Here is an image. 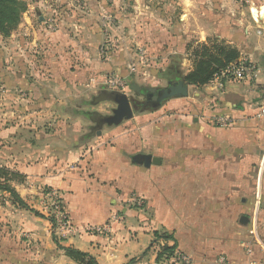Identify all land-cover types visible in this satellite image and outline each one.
Instances as JSON below:
<instances>
[{
    "label": "rangeland",
    "instance_id": "1",
    "mask_svg": "<svg viewBox=\"0 0 264 264\" xmlns=\"http://www.w3.org/2000/svg\"><path fill=\"white\" fill-rule=\"evenodd\" d=\"M22 1L25 2L26 7L20 15L17 27L8 36L0 35L4 39L0 42V51L3 53V56L0 54V64L14 66V61L5 59L9 55L10 45H13L14 40L11 39L14 38L17 42H21L18 48H14L20 53L19 61H16L17 67H24L26 64L29 68L30 65L34 67V64L30 62H36V58H44L47 52L52 53L50 41L54 43L57 41L58 48L54 50V53L62 57L64 65L78 71L83 67L82 63L94 64L96 68L95 74H88L89 69L85 70L81 86L77 88L78 85H74L76 89L73 92V87L71 88L70 96L65 93L57 96L56 91L49 85L50 96H47L49 104L43 105V110L40 111V103L34 102L33 112L37 116L29 123L34 146L58 145L60 141L69 147H81L82 150L83 147L91 149L102 146L113 147L115 150H121L119 159L128 163V171L122 169L119 173L116 172V175L122 174L123 178L116 177L118 179L112 182L106 178L102 183L107 189L105 196L109 199L114 196L115 201L118 200L116 203L120 206V210L113 207L111 210L113 215H110L109 221L100 224L87 222L81 227H77L70 218L67 201L64 198L70 190L66 188L69 186L78 188V183L74 184L73 179L77 176V179H80V175L81 177L87 175L88 178L85 179H88L90 184L104 187L98 183L102 180L98 176L100 174L96 164L98 160H91L88 169H86L87 166H79L77 161L65 165L66 168L61 171L72 174V177L68 178L71 183L66 187H58L57 184H41L39 181L32 182L33 184L29 181L28 187H25L26 180L21 183L18 180L14 181L13 186L28 207L38 211L41 216L36 215L33 210L14 203L9 193L0 191V264H72L68 262L69 258L64 252L57 248L53 237L63 245L83 232L95 239L98 246L106 245L111 237L115 236L114 228L108 232H96L90 230V227L112 225L111 221L123 222L124 214L121 208L135 214L139 212L142 215L141 223H144L151 231L153 238L150 247L144 250L143 254L134 250L130 252L131 256L126 264H134L137 261H141V264H149L148 260L156 255L162 244L173 243L172 240L165 241L159 237L165 234L173 235L177 239L178 246L171 256L163 258L159 264H197L196 261L200 260H207L213 264H247L246 262L262 264L260 253L257 256L252 254L246 239V235H251L247 228L250 220L244 225L238 223V217L242 212L237 209L242 206L241 198L243 196L248 198V191L247 187H242L239 193L234 194L236 191L233 187V174L228 168V163L233 161L232 128L217 126L206 119L215 131L207 134L208 141L202 144L200 141L191 142L188 139L187 130L189 129L185 126L193 125V121L188 118L187 122H183L182 114L192 111L193 115H197L195 113L201 101L197 99L196 92L198 95L200 93L206 96L214 95L218 90L209 82L205 84V87L202 85V88L186 81V74L193 67L192 50L198 42L190 39L191 41L184 45L186 50L178 47L182 49L181 52L184 55L172 53V47L176 46L172 43V9L175 8L172 0H103L106 5L97 15L96 12L94 14V9L88 7L86 0ZM80 19H84L86 23H93L94 26L83 25L84 31H79V26L75 22ZM49 24L54 28H49ZM89 30H97L101 34L100 39L87 43L85 39L88 38ZM36 36L49 41L44 42V47L40 48ZM30 44L32 49L29 50ZM83 44L85 48L94 47L95 56H89L92 52L87 49H85L86 52L81 50L78 52V49L84 47ZM24 49L30 54L28 59L30 62L24 58ZM6 73L13 76L9 69H6ZM16 73L23 76L21 72L16 71ZM111 75L122 79L123 88L119 87L118 91L126 93L133 101H143L144 97L138 91L140 88L144 90L161 88L166 86L168 80L177 78H184V81L188 83V96L169 98L157 108L137 106L131 118L122 120L118 125H104L100 135H96L95 131L89 129L90 125H93L90 120L91 115H83L82 112L95 111L103 115L111 114L114 104L106 101L91 103L93 97L102 89H117L107 82ZM31 77L34 78L33 75ZM77 89H80L79 92ZM11 92L24 97L23 89L17 88L10 91L8 88H0V100H2L0 120L2 126L7 129L16 123V120L12 118L15 109L12 104H9ZM191 98L195 102L190 100ZM40 113H43L42 119H38ZM17 123L24 125V122ZM20 135L23 136V132ZM42 135H46L47 140L40 143ZM137 152H147L161 158V163L152 167L153 174L149 178L146 177V186L139 175L141 171L149 173L148 170H143L142 165L133 166L134 163L130 160V155ZM117 155V153L111 155L114 162L118 161ZM178 162L183 163L181 167L176 164ZM185 162L207 163L209 194L217 196L219 202L209 200L206 219H200L195 213L192 217L177 215L175 227L174 219H172V200L175 197L177 204H183L179 202L180 197L182 200L185 197L183 183L186 177L190 178L187 175L190 171L184 169ZM53 172L56 171L51 170V173ZM176 177L181 180H175L178 185L175 187L173 179ZM216 178L224 179L223 187L213 184ZM141 185L148 190L143 192ZM221 207L224 208L223 214H221ZM187 208H189L188 204ZM51 219L55 220L54 224ZM185 220L192 221V225L195 226L192 231L184 225ZM63 222L66 223L64 229ZM132 223H134L133 227H136L139 225V220L135 219ZM202 224L207 227L204 238L209 240L205 241L206 246H209L204 250L198 246L193 249L194 251H190L186 248L191 245L190 236H197L200 240L199 236L204 232V229L200 230ZM129 231L127 237L133 239L134 230ZM154 232L159 236L155 238ZM241 239L244 240L243 248L239 246ZM148 250L151 252L144 256ZM243 255L248 258L246 256L241 258ZM131 258H134V262H129ZM220 258L222 261L219 260Z\"/></svg>",
    "mask_w": 264,
    "mask_h": 264
},
{
    "label": "crops",
    "instance_id": "2",
    "mask_svg": "<svg viewBox=\"0 0 264 264\" xmlns=\"http://www.w3.org/2000/svg\"><path fill=\"white\" fill-rule=\"evenodd\" d=\"M86 4L94 9V14L96 12L97 15L99 11L104 10L103 7L106 2H103V0H86ZM172 5L176 8L172 7V43L176 45L172 47V53L184 55L181 52L182 49L178 47L186 50L184 45L186 42L191 41L190 39L196 40L194 42L203 43L208 39L216 38L235 47L240 53L239 58L248 59L258 69L256 79H224L223 90L216 91L217 93H214V95L207 94L204 96L203 94L202 96L196 92L197 99L201 101L199 104L197 103L198 111L195 113L197 115H193L192 111L182 114L183 122H187L188 118L193 121V125L185 126L186 129H189L187 130L188 139L191 142L200 141L202 144L208 141L207 134L215 132L214 128L206 121V119L210 120L209 114L211 112L226 114L235 119V123L229 126L232 128L231 133L234 137L232 141L234 149L232 153L233 161L228 163V168L233 174V187H235L234 190L236 191L234 194L239 193L242 187H247L248 198L246 199L243 196L240 200L242 206L237 209V211L242 212L238 217V223H240L241 215H245L244 213L249 214V217H247L250 222L247 228L249 229L248 233L251 235H246V239L248 240L250 251L257 256L259 255V247L257 246L259 244L264 245V117L258 118L254 113L257 107L264 103V89L262 87L264 84V0H172ZM138 7L140 6L138 5ZM96 18L98 19V16ZM75 24L79 26V31H84L83 25L94 26L93 23H86L84 19L76 20ZM87 33L89 34L88 38L85 39L87 43L95 42L101 37L97 30H89ZM35 38L40 48L44 42L47 43L49 41L45 38L41 39L39 36ZM3 40V37L0 36V42ZM11 40H14L12 41L13 45H10L9 55L5 59L9 58L14 61V66H12L13 64L9 66L0 64V88H8L10 91L17 88L23 89L24 97L17 96V94L12 92L10 94L9 104H12L15 109L12 118L16 120V123L14 122L13 126H10L9 129L4 128L0 120V165L24 174L25 187H28L27 183L29 181L31 183L39 181L41 184H57L58 187L69 186L71 181L68 178L70 179L72 174L61 171L66 168L65 165L77 161L79 166H87L86 169H88L91 160L94 159L95 161L98 160L96 162L100 172L98 176L100 180L102 179L98 182L99 184L104 183L106 178H109L110 182L118 179L116 177L119 176L123 178L122 174L116 175V172L119 173L122 169L128 171V163L119 159L121 150H115L113 147L107 146L96 149L83 147L82 150L81 147H69L60 141V143H57L58 145L51 146L46 144L34 146L33 144L29 123L37 116L33 112L34 102L40 103V111L49 104L47 97L49 95V85L56 91L57 96L60 93L70 96L72 87L74 92L77 85V88L81 86V81L84 80L83 73H86V69H89L88 74L96 73L95 65L82 63L83 67L80 68V71L67 67L62 63V57L54 53V50L58 48L57 41L55 43L50 41L52 53L47 52L48 56L45 55L44 58H36V62H30L28 60L30 54L24 49V58L34 64V67L30 64V68L27 64L24 67H17L16 61H19L20 53L16 52L14 48H18L21 42H17L14 38ZM85 40L83 43H85ZM28 47L29 50L32 49L31 44ZM85 47L84 45L83 50L78 49L77 51L86 52L85 49H87L92 52V55L89 54V56H95L94 47ZM0 54L3 56L1 51ZM6 69H9L13 76L6 75ZM16 71L21 72L23 76L17 74ZM32 75L34 78L31 77ZM201 87L203 88V86ZM259 87L261 88L259 89ZM79 90L77 89L78 92ZM190 100L193 101V98ZM42 117L43 113H40L38 119H42ZM17 122H24V125H20ZM21 132H23V136L20 135ZM46 140V135L40 136V143ZM113 153L118 154L116 156L118 161L116 162L111 156ZM176 164L181 167L183 163L178 162ZM184 164V169L190 171L189 174L186 172L190 178L186 177L183 183V186H185V197L183 200L180 197L179 201L180 203L183 202V204H177L178 201L175 197L172 200V219H174L175 227L177 225V215L192 217V214L195 213L200 219H206L208 218L209 200L219 202L217 196L209 194L208 185L210 183L207 178V163L185 162ZM133 166L139 167V165L134 164ZM153 166L155 165L144 167L143 170H148L149 173L141 171L139 175L140 179L144 180L145 186L146 177L149 178L153 174L151 172ZM86 169L84 168V170ZM51 170L56 172L51 173ZM77 178L78 176L73 180L74 184L78 183V188L76 186L70 188L69 186L66 189L70 191L64 197L67 201V209L72 222L77 227H81L82 224L87 222L100 224L107 220L109 221L110 215H113L112 208L116 207L120 210V206L116 203L118 200L116 199L115 201L114 196L110 199L105 196L107 190L105 184H102L104 187L90 184V181L85 179L88 178L87 175L86 177H81L80 175V179ZM173 180L176 187L178 185L175 180L181 179L176 177ZM213 184L223 187L224 179L216 178ZM145 186H140L143 192L148 190H146ZM72 191L73 193L71 194ZM221 198L224 199V197ZM187 204L189 208H187ZM121 210L124 214V221L121 223L111 221L113 223L110 225V229L114 228L115 236L111 237L108 244L98 246L96 241H94L95 239L82 232L79 236L75 235L73 239L63 245L73 246L89 253L95 257L98 264H126V261L131 256L130 252L133 250L143 254L142 252L150 247L149 245L153 240L152 233L146 228L144 223H141L140 217L142 215L139 212L135 214L125 208H121ZM223 213L224 208L221 207V214ZM135 219L139 220V225L133 227L134 223L132 221ZM124 223L125 225H123ZM192 224V221L188 222L185 220L184 222L186 228L188 227L191 231L195 227ZM203 226L204 224L200 226V230L204 229L203 235L200 233V240L197 239V236H190L191 245L186 247L188 250L194 251L193 249L198 246L201 250L208 248L209 245L206 246L205 241L208 242L209 240L207 239V241L204 238L207 227ZM130 229L134 230V234L132 233L133 239L127 237ZM175 240L177 243L176 238ZM239 242L241 243L239 246L243 248L245 246L244 240L241 239ZM150 252L148 250L144 256H147ZM155 256L153 255V258L148 260L149 264H155ZM245 256L243 255L241 258ZM68 262L76 264L70 258ZM196 262L197 264H213L207 260ZM246 263L248 264V262ZM134 264H141V261H137Z\"/></svg>",
    "mask_w": 264,
    "mask_h": 264
},
{
    "label": "trees",
    "instance_id": "3",
    "mask_svg": "<svg viewBox=\"0 0 264 264\" xmlns=\"http://www.w3.org/2000/svg\"><path fill=\"white\" fill-rule=\"evenodd\" d=\"M25 2L22 0H0V35L8 36L18 25L21 13L25 10ZM189 48V46H188ZM193 67L186 74V81L189 84L200 87L210 82L215 74L220 73L227 65L235 62L240 57L239 51L221 40L216 38L208 39L206 42L197 43L192 50ZM136 86L134 87V89ZM139 92L145 91L139 89ZM18 180L20 183L25 180V175L21 172L0 165V191L9 193L11 200L21 207L33 210L36 215L41 216L38 211L31 209L16 191L13 182ZM52 224L55 223L51 219ZM155 238L158 233L154 232ZM163 240H172V244L167 243L160 246V250L156 253L155 264H159L163 258H168L173 254L177 243L173 235H160ZM53 241L57 248L62 250L64 254L78 264H98L95 257L89 253L82 251L73 246L62 245L53 237ZM129 262H134L131 258Z\"/></svg>",
    "mask_w": 264,
    "mask_h": 264
},
{
    "label": "water",
    "instance_id": "4",
    "mask_svg": "<svg viewBox=\"0 0 264 264\" xmlns=\"http://www.w3.org/2000/svg\"><path fill=\"white\" fill-rule=\"evenodd\" d=\"M151 100V107H159L164 100L169 98H179L188 96V83L184 81V78H179L177 81L169 82L166 86L157 88L155 92H149L146 94V100ZM106 101L114 104L111 108V114H99L95 111H83V115H91L90 120L93 125H90L91 131L97 128L96 135H100L101 128L104 125L114 126L118 125L124 119H129L133 116L134 109L138 106L137 101L131 100L126 93L118 90H106L102 89L101 92L93 97L91 103ZM130 160L134 164L142 165L143 167H149L150 165H159L161 158L154 156L151 153L139 152L130 155ZM248 217L241 215L239 222L246 224Z\"/></svg>",
    "mask_w": 264,
    "mask_h": 264
},
{
    "label": "built area",
    "instance_id": "5",
    "mask_svg": "<svg viewBox=\"0 0 264 264\" xmlns=\"http://www.w3.org/2000/svg\"><path fill=\"white\" fill-rule=\"evenodd\" d=\"M49 28L53 29L54 27L49 24ZM258 74V69L256 66L250 62L248 59L245 58H239L235 62L230 63L227 65L223 70L220 71V73L215 74L213 79L209 82L215 89L218 91H222L224 88L223 80L224 79H237V80H244V79H256ZM108 84L113 87L117 88L116 90L120 88H123V81L121 78L117 77L116 75H111L108 80ZM264 88V84H263ZM255 116L258 118L264 117V103L259 105L257 107V110L255 112ZM210 121L220 127H227L235 123V119L229 115L226 114H220L212 112L210 115ZM58 213L61 214V211L58 210ZM64 218V216L62 217ZM66 223H62V227L64 229ZM91 228V229H90ZM90 230H94L96 232H108L110 231V224L109 225H93L90 227ZM259 253L261 256L262 264H264V245L259 244ZM222 261V258L219 259Z\"/></svg>",
    "mask_w": 264,
    "mask_h": 264
},
{
    "label": "flooded vegetation",
    "instance_id": "6",
    "mask_svg": "<svg viewBox=\"0 0 264 264\" xmlns=\"http://www.w3.org/2000/svg\"><path fill=\"white\" fill-rule=\"evenodd\" d=\"M177 80H178V78L177 79H174V80H168L167 83H166V85L169 82H174V81H177ZM155 91H156V89L145 90V91L140 92V94L143 95L144 99H143V101H137L138 102V107H141V108H152L151 107V100L155 99V96H152V99H150V100H146V94L149 93V92H155ZM89 129H90V127H89ZM96 130H97V128L93 129V131H95V132H96Z\"/></svg>",
    "mask_w": 264,
    "mask_h": 264
}]
</instances>
